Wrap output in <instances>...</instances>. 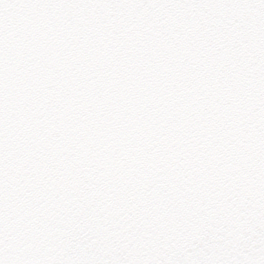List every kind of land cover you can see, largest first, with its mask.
Here are the masks:
<instances>
[{
	"label": "snow or ice",
	"instance_id": "obj_1",
	"mask_svg": "<svg viewBox=\"0 0 264 264\" xmlns=\"http://www.w3.org/2000/svg\"><path fill=\"white\" fill-rule=\"evenodd\" d=\"M0 264H264V0H0Z\"/></svg>",
	"mask_w": 264,
	"mask_h": 264
}]
</instances>
